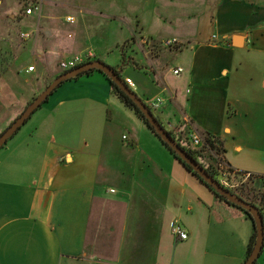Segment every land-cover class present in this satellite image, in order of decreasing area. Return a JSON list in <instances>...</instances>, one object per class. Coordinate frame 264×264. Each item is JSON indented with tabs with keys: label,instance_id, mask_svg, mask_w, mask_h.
Returning <instances> with one entry per match:
<instances>
[{
	"label": "crops",
	"instance_id": "crops-1",
	"mask_svg": "<svg viewBox=\"0 0 264 264\" xmlns=\"http://www.w3.org/2000/svg\"><path fill=\"white\" fill-rule=\"evenodd\" d=\"M38 1L40 14L20 21L35 24L20 32L30 37L19 34L23 43L3 50L0 134L61 72L57 61L87 52L101 61L100 53L130 38L120 49L125 63L113 67L141 100L166 96L157 117L167 131L184 124L199 138L217 137L234 174L264 176V0H114L73 7L65 30L55 6ZM89 11L97 23H114L95 29L86 24ZM127 12L138 19L125 21ZM105 26L112 39L93 46L86 32L97 37ZM172 38L182 46H161ZM114 106L107 78L92 71L62 83L0 149V264H242L253 233L242 210L218 199L159 142H143V133L123 150L139 156L136 163L125 168L106 152L116 149Z\"/></svg>",
	"mask_w": 264,
	"mask_h": 264
},
{
	"label": "rangeland",
	"instance_id": "rangeland-1",
	"mask_svg": "<svg viewBox=\"0 0 264 264\" xmlns=\"http://www.w3.org/2000/svg\"><path fill=\"white\" fill-rule=\"evenodd\" d=\"M123 2L127 5V6H131L130 4V0H123ZM40 1L38 0H0V53L2 54L0 56V64L3 63L5 61L6 55H7V51H3V50H8L11 47V43H23L22 40L19 39V34L20 32H25V31H29L32 32L35 28V24L32 25H23L22 22H20L21 20L24 19V11L27 7L31 6V5H36L39 4ZM114 0H41V5L44 6L43 9H47L48 6H55L54 8H56L57 10V16H58V20L60 23V28L65 30V27H73L72 25H66L65 23H67L65 21V16L67 14H72L73 12L71 11L73 7H80V8H87L92 10V7L95 8H101L104 6H108V5H113ZM41 9V8H40ZM86 9V10H87ZM90 14V20L89 23H86L87 25L90 23L94 26L95 24V29H99L103 23L107 26L108 24L110 25V23H114L112 20L113 19H108V20H104L105 22L101 21L100 23H97V21H99V19H97L95 16L93 15H97L96 12H92L89 11L88 12ZM108 14V12H107ZM109 14H113V11L111 10L109 12ZM130 13L127 12L126 17H122L123 19H125V21H130V19L135 20L138 19L137 17H135L136 15L134 14L132 17H130L129 15ZM10 15H14L13 18H10ZM99 24V26H98ZM59 25V24H58ZM66 25V26H65ZM91 26V25H90ZM98 26V27H96ZM104 28V34L103 35H98L97 37H94V33L93 31H88L86 33H89L88 36H91L92 39V45L94 46V41H95V46H99V44L101 43V40H106V39H112L110 33L108 36V29ZM99 32H102L101 30H98ZM125 32V30H123V33ZM172 39H176V38H172ZM32 40V39H31ZM130 38L129 39H125L124 43L122 44L121 47H116L114 44L113 49L111 50V52L107 51V53H100L102 55V62H104L105 64L111 66L113 68V66L116 64L118 65L121 60H122V55H121V51L120 49L123 47H129L130 46ZM171 40V39H168ZM167 41V40H165ZM176 44L171 46L170 48H166L164 47L162 44L163 42H161V46L166 48V49H178L180 46H182L181 43H179V41L176 39ZM3 51V52H2ZM125 51V50H124ZM123 51V54H124ZM98 52H100V50H98ZM126 52V51H125ZM127 53V52H126ZM11 59V57H10ZM61 62V60L57 61V64L59 65V63ZM122 63H125L124 57L122 60ZM130 71H127L125 73H123V77L129 76L130 75ZM31 79V76H21V79ZM135 80V78H134ZM30 81V80H29ZM135 82V81H134ZM50 84V83H49ZM48 84V85H49ZM46 85L45 87H43L42 89H40V93L38 95H40L44 89L48 86ZM12 86L21 89L19 87H17V85L14 83L12 84ZM114 94V93H113ZM136 94H138L136 92ZM37 95V96H38ZM28 93H25V98H29L27 97ZM36 96V97H37ZM153 96V97H152ZM155 95H148V99H144V103H146L149 107L151 112L157 116V111L160 110V108L163 107V105L165 104V99L166 96L160 94L159 98L163 101V103L158 107V108H154L151 106L150 101L152 98H154ZM35 97V98H36ZM139 97V96H138ZM157 97V96H156ZM141 98V97H139ZM34 100V98L32 99ZM2 102L1 98H0V103ZM4 102V101H3ZM114 103L117 104L119 107L114 106V111L117 110V112H114V119H113V125L111 124L112 127V132L114 133V138L112 140V144H115L116 149H114V147L108 148L106 150V152H108L110 155H112L113 157H117L115 160V163L118 165H125V168L127 166H130L131 164L136 163L140 158L139 156L136 158L135 156L132 157V155L130 153H124L123 150L124 149H130V148H125L127 145V142L130 138H133L134 135L139 132V133H143L144 136H142V140L143 142H149L150 139H152L153 141H157L159 142L158 145H160V147H162L163 149H166L162 143L159 141V139L147 128V126L144 124V122L141 120V118L136 114V112L128 107L127 105L124 104V102H122V99L119 98L116 94H114ZM112 107V106H111ZM36 113V114H35ZM30 118V119H35V117L38 115L37 113L39 112H35ZM1 114V113H0ZM184 123V122H183ZM29 124H24L21 127L22 132H24L27 129V126ZM162 126L165 128V130H168L170 127L168 125V123L166 121H162ZM173 130V134L176 138H178L180 141H182L185 145L190 146L193 149H196L197 151H200V149L202 148V145H199L197 147H192V143H191V138H190V134L193 130H191L190 127L184 125V124H180L179 127L177 128H172ZM176 134H175V133ZM121 136H124V139L127 138V140H121ZM201 139V138H200ZM171 155V154H170ZM199 157H198V163H202V166L207 167L209 170H211L213 173H215V176L217 178L218 181H223L226 182L229 186H234V188H229L231 190H233L234 192H236L237 194H240L241 196H243L244 199H248L249 201L253 202L254 204H259V196H260V191L261 188L259 187V185H257L256 183L249 181L248 178L244 179V177L242 176H238L235 175L233 173H229L227 171V167H225V165L222 162V157L221 155H217L214 152L210 153L206 150L201 149V151L199 152ZM203 167V168H204ZM252 180V179H251ZM114 183V180L112 179V184ZM116 186H119L118 183H116ZM119 190V189H118ZM120 192V190L118 191ZM118 194L116 195H112L110 198H115L117 197ZM257 263L259 264H264V238H263V254L262 256L259 257V259L257 260Z\"/></svg>",
	"mask_w": 264,
	"mask_h": 264
},
{
	"label": "water",
	"instance_id": "water-1",
	"mask_svg": "<svg viewBox=\"0 0 264 264\" xmlns=\"http://www.w3.org/2000/svg\"><path fill=\"white\" fill-rule=\"evenodd\" d=\"M90 70H97L102 72L108 77V79L115 84V86L123 92L128 98L131 99L137 110L141 113L147 125L152 131L159 137L160 141L164 143L170 151H172L181 162L188 165L192 171L201 179L203 183L208 185L214 192L226 198L230 203L248 211L254 221V227L256 230V239L254 246L242 264H254L259 257V254L263 247L264 238V220L258 207L247 203L228 189L223 187L219 181L215 180L207 171L189 154L183 150L180 145L173 139L162 124L156 119L155 115L147 107V105L141 100L137 94L129 89L121 76L116 73L115 69L105 64L100 60H94L82 65L77 66L67 72H63L58 75L45 89L44 91L34 98L25 109L13 120L9 126L0 134V149L8 142V140L25 124V122L31 117V115L47 101L48 97L64 82L71 80L85 72Z\"/></svg>",
	"mask_w": 264,
	"mask_h": 264
},
{
	"label": "trees",
	"instance_id": "trees-1",
	"mask_svg": "<svg viewBox=\"0 0 264 264\" xmlns=\"http://www.w3.org/2000/svg\"><path fill=\"white\" fill-rule=\"evenodd\" d=\"M94 60H97V59H92V60H86V61H84L83 63H81L80 65H82V64H84V63H87V62H90V61H94ZM79 66V65H78ZM77 67V66H76ZM76 67H74V68H76ZM73 68V69H74ZM113 69H115V71H116V73H118V71L116 70V68L115 67H113ZM69 71V70H68ZM92 71H96V70H90V71H88V72H85V73H83V74H81V75H79V76H77V77H74V78H72L71 80H75V79H78V78H80V77H82V76H85V75H88V74H90ZM65 72H67V71H65ZM63 72L61 71L58 75H60V74H62ZM102 73V72H101ZM119 74V73H118ZM57 75V76H58ZM105 77L107 78V80H108V82H109V84H110V86H111V89H112V92L114 93V94H116L119 98H121L122 99V102H124V104L125 105H127L128 107H130V108H132L135 112H136V114L141 118V120L144 122V124L147 126V128L159 139V137L152 131V129L147 125V122L144 120V118L142 117V115H141V113L137 110V108L135 107V105L132 103V101H131V99L130 98H128L123 92H121L116 86H115V84L113 83V82H111L109 79H108V77L105 75ZM123 81L125 82V80L123 79ZM125 84L127 85V87L129 88V86H128V84L125 82ZM130 89V88H129ZM132 90V89H131ZM144 102V101H143ZM146 104V103H145ZM147 105V104H146ZM147 107L150 109V107L147 105ZM39 108H41V106L39 107ZM38 108V109H39ZM37 109V110H38ZM155 117H156V119L162 124V122L160 121V119L155 115ZM17 133V132H16ZM15 133V134H16ZM168 133L173 137V139H175V141L180 145V147L183 149V150H185L188 154H189V156H191L193 159H195L197 162H198V157H199V152L201 151V149H203V150H206V151H208V152H210V153H212V152H214L215 154H217V155H223V153H224V149H223V147H222V143H221V141L217 138V137H214V136H212V135H210V134H208V133H206V134H203V135H201V149H200V151H197L196 149H193V148H191L190 146H187V145H185L182 141H180L178 138H176L175 136H174V134L172 133V132H170V131H168ZM14 134V135H15ZM13 135V136H14ZM12 136V137H13ZM11 137V138H12ZM10 138V139H11ZM159 141H160V139H159ZM161 142V141H160ZM162 143V142H161ZM162 145L169 151V153L174 157V158H176L191 174H193L197 179H199V181H201V179L192 171V169L188 166V165H186V164H184L183 162H181L180 161V159H178L177 157H176V155L172 152V151H170V149L164 144V143H162ZM5 146V145H4ZM3 146V147H4ZM2 147V148H3ZM1 148V149H2ZM201 166H202V163H199ZM202 167H204V166H202ZM226 167V166H225ZM204 169L207 171V173L209 174V175H211L215 180H217V178H216V176H215V173H213L211 170H209L207 167H204ZM227 171L229 172V173H233L234 172V170L233 169H231V168H229V167H227ZM243 174H245V173H241V172H236L235 173V175H238V176H241L242 177V175ZM252 179V180H251ZM248 180L249 181H252V182H254V183H256L257 185H259V187L261 188V191H260V196H259V204L257 205V204H254L253 202H251V201H249L248 199H244L243 198V196H241L240 194H237L236 192H234L233 190H231V189H229V188H226V189H228L232 194H234L237 198H239V199H241V200H243V201H245V202H247V203H250V204H252V205H254V206H256V207H258V209H259V211L261 212V214H262V212H263V210H264V176H254V175H252V174H250V176H249V178H248ZM218 181V180H217ZM202 182V181H201ZM203 183V182H202ZM203 184H205V183H203ZM205 186H207V188H209L214 194H215V196L218 198V199H220V200H222V201H224V202H226L227 204H230V205H232V206H235V207H237V208H239L240 210H242L244 213H245V215L251 220V222H252V224H253V233H252V235H251V239H250V243H249V246H248V250H247V255H246V258L249 256V254H250V252H251V250H252V248H253V246H254V243H255V239H256V230H255V227H254V221H253V218H252V216H251V214L248 212V211H246V210H244V209H242V208H240V207H238V206H236V205H234V204H232V203H230L229 201H227L226 200V198L225 197H223V196H221V195H219V194H217L216 192H214L208 185H206L205 184ZM255 264V263H254Z\"/></svg>",
	"mask_w": 264,
	"mask_h": 264
},
{
	"label": "built area",
	"instance_id": "built-area-1",
	"mask_svg": "<svg viewBox=\"0 0 264 264\" xmlns=\"http://www.w3.org/2000/svg\"><path fill=\"white\" fill-rule=\"evenodd\" d=\"M24 13L26 15H31L32 13H38V15H39L40 14V6L39 5H31V6H29V7H27L25 9ZM66 21L67 22H72L73 18L72 17H68L66 19ZM20 37L22 39H27V38L30 37V34L21 33ZM212 38L215 39L216 37L212 36ZM176 42H177L176 39H171V40L164 41L162 45L164 47H166V48H170L171 46L175 45ZM93 57L94 56H93L92 52H87L83 56H75V57H72V58H69V59L61 61L59 63V68H60V70L62 72H65V71L73 69L74 67L80 65L81 63H83L86 60H92ZM33 69L34 68L31 66V67L27 68V71L31 72V71H33ZM181 71H182L181 68H176V69H174L172 71V73L174 75H179L181 73ZM126 83L128 84L130 89L134 88L133 83H131V82H126ZM162 103H163V101L158 96L152 98L151 101H150L151 106L154 107V108H158ZM190 138H191L192 147L193 146L197 147V146L201 145V139L199 138V136L195 132H191ZM242 176L244 177V179H247V178H249L250 174L245 173ZM219 183L225 188H234V186H229L226 182L219 181ZM109 192L113 193L114 190L110 189ZM171 230H172L173 235L177 238V240H181L182 241V240H185L187 238L186 233L183 231V229L179 225L172 224L171 225Z\"/></svg>",
	"mask_w": 264,
	"mask_h": 264
}]
</instances>
